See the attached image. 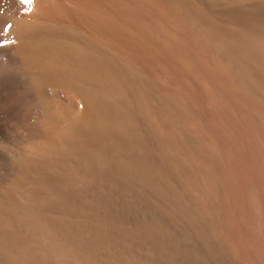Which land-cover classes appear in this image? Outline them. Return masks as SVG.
I'll return each mask as SVG.
<instances>
[{
    "label": "rangeland",
    "instance_id": "374dc122",
    "mask_svg": "<svg viewBox=\"0 0 264 264\" xmlns=\"http://www.w3.org/2000/svg\"><path fill=\"white\" fill-rule=\"evenodd\" d=\"M47 1L0 0L1 18L29 26L12 46L60 36L99 56L119 79L101 97L126 115L133 167L149 166L143 177L198 228L209 261L242 264L232 244L244 264L264 263V0H62L73 20ZM88 97L66 89L54 107L90 112Z\"/></svg>",
    "mask_w": 264,
    "mask_h": 264
},
{
    "label": "bare ground",
    "instance_id": "6f19581e",
    "mask_svg": "<svg viewBox=\"0 0 264 264\" xmlns=\"http://www.w3.org/2000/svg\"><path fill=\"white\" fill-rule=\"evenodd\" d=\"M48 1L57 18L73 20L62 0ZM13 15L0 17V39L9 41L0 47V264H214L198 228L143 177L149 166L133 167L126 115L103 98L120 84L117 76L104 77L99 56L60 36L24 38L16 49L14 36L29 26L11 22ZM19 53L42 80L30 76ZM55 79L60 87H52ZM66 89L91 96L84 103L90 112L55 109ZM229 249L244 264L239 248Z\"/></svg>",
    "mask_w": 264,
    "mask_h": 264
},
{
    "label": "snow or ice",
    "instance_id": "6c2138e0",
    "mask_svg": "<svg viewBox=\"0 0 264 264\" xmlns=\"http://www.w3.org/2000/svg\"><path fill=\"white\" fill-rule=\"evenodd\" d=\"M20 3L22 5H28V4L31 3V0H20ZM11 27H12L11 24H5L4 27H3V31L5 33H7L10 30ZM8 44H9L8 40L0 39V47H4V46H6Z\"/></svg>",
    "mask_w": 264,
    "mask_h": 264
}]
</instances>
